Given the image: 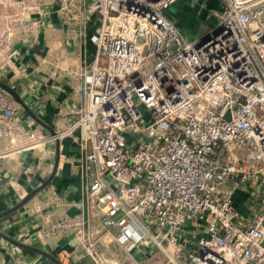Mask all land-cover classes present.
I'll list each match as a JSON object with an SVG mask.
<instances>
[{
    "label": "built area",
    "instance_id": "1",
    "mask_svg": "<svg viewBox=\"0 0 264 264\" xmlns=\"http://www.w3.org/2000/svg\"><path fill=\"white\" fill-rule=\"evenodd\" d=\"M11 1L0 61L15 31L36 37L56 12L77 38L82 104L45 135L0 86V140L31 148L78 132L92 212L127 251L152 246L166 264H264V0H221L220 19L196 40L165 14L175 0ZM240 186L250 187L247 218L233 203ZM47 223L45 236L70 234L100 260L82 215Z\"/></svg>",
    "mask_w": 264,
    "mask_h": 264
},
{
    "label": "crops",
    "instance_id": "2",
    "mask_svg": "<svg viewBox=\"0 0 264 264\" xmlns=\"http://www.w3.org/2000/svg\"><path fill=\"white\" fill-rule=\"evenodd\" d=\"M181 2L177 0L165 14L175 12L177 6L180 13L184 8ZM11 10V0H0V13ZM93 26L91 21L88 31ZM10 41L7 55L0 61V80L16 93L21 100L15 99L20 112L32 118L41 133L63 130L74 117V109L82 104L76 91L81 71L77 38L53 12L36 37L15 31ZM88 49L91 50L90 46ZM56 162L53 175L41 189L18 208L0 216V264H58L35 248L50 253L63 264H144L155 248L127 251L114 239L118 229L104 231L97 207L93 214L86 193L93 168H84L78 132L31 148H16L0 141V213L42 184ZM244 189L239 187L235 191L233 203L238 213L247 218L252 204L246 199L247 194L240 191ZM65 214L86 218L94 237H99L95 242L99 261L70 234H43L48 220Z\"/></svg>",
    "mask_w": 264,
    "mask_h": 264
},
{
    "label": "rangeland",
    "instance_id": "3",
    "mask_svg": "<svg viewBox=\"0 0 264 264\" xmlns=\"http://www.w3.org/2000/svg\"><path fill=\"white\" fill-rule=\"evenodd\" d=\"M177 0H175L172 4H174ZM179 1V0H178ZM181 5L184 6L182 8V14L179 13V9L176 7L175 12H170L168 17L171 21L176 25L179 31L187 38V39H201L206 34H208L212 28L215 26V20L220 19V10L219 7L221 4V0H180ZM142 112L146 115V107L145 105H140ZM130 135L135 138L138 137L137 133L129 131ZM2 141V140H0ZM235 153L238 155L243 154L242 149H235ZM232 184L231 180H225L220 182L219 188L220 190H224V188L230 186ZM239 188V187H238ZM237 188V189H238ZM240 188H243L240 186ZM236 189V191H237ZM260 189V188H259ZM253 188H251V191ZM247 194L246 199L248 200L250 189L246 186L244 190H240ZM250 216V215H249ZM144 264H166L164 255L155 250L154 253L148 258V260H144ZM185 264H189L188 262Z\"/></svg>",
    "mask_w": 264,
    "mask_h": 264
},
{
    "label": "water",
    "instance_id": "4",
    "mask_svg": "<svg viewBox=\"0 0 264 264\" xmlns=\"http://www.w3.org/2000/svg\"><path fill=\"white\" fill-rule=\"evenodd\" d=\"M203 38V37H202ZM0 86L5 89L7 92H9L14 99H16L17 101L21 102V100L18 98V96L16 95V93L5 83L3 82L2 80H0ZM53 132V131H51ZM57 166V162L55 163L54 165V169L52 170V173L51 175L42 183L40 184L39 186H37L36 188H34L33 190H31L23 199H21V201H19L16 205L12 206L11 208L3 211L0 213V216L18 208L20 205H22L24 202H26L32 195H34L39 189H41L48 181L49 179L51 178V176L53 175L54 171H55V168ZM36 250L40 251L41 253L49 256L50 258L54 259V261H56L58 264H63L59 259H57L55 256L51 255L50 253L44 251V250H41V249H38V248H35Z\"/></svg>",
    "mask_w": 264,
    "mask_h": 264
}]
</instances>
